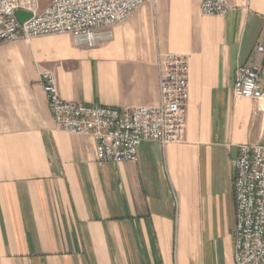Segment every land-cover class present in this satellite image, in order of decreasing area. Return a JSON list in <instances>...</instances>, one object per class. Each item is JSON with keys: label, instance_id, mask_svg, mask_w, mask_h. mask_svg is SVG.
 I'll return each instance as SVG.
<instances>
[{"label": "crops", "instance_id": "obj_1", "mask_svg": "<svg viewBox=\"0 0 264 264\" xmlns=\"http://www.w3.org/2000/svg\"><path fill=\"white\" fill-rule=\"evenodd\" d=\"M156 0L77 46L69 34L0 45V264H235L234 165L264 144V96L234 93L239 66L260 67L264 0ZM186 55L184 140L144 141L136 162L97 161L87 135L60 129L43 89L108 106L159 101V57Z\"/></svg>", "mask_w": 264, "mask_h": 264}, {"label": "built area", "instance_id": "obj_2", "mask_svg": "<svg viewBox=\"0 0 264 264\" xmlns=\"http://www.w3.org/2000/svg\"><path fill=\"white\" fill-rule=\"evenodd\" d=\"M156 0H0V45L48 35L69 34L77 46L96 47L114 38V27ZM227 0H200L204 15L226 14ZM17 11L31 14L21 22ZM259 51L264 46L259 45ZM159 101L152 105L108 106L68 101L57 79L44 72L43 89L56 125L87 135L96 143L97 161L136 162L144 141L162 146L184 140L185 112L190 98L186 55L159 57ZM234 93L264 96L260 67L239 66ZM236 198L235 264H264V144L243 143L234 165Z\"/></svg>", "mask_w": 264, "mask_h": 264}, {"label": "water", "instance_id": "obj_3", "mask_svg": "<svg viewBox=\"0 0 264 264\" xmlns=\"http://www.w3.org/2000/svg\"><path fill=\"white\" fill-rule=\"evenodd\" d=\"M16 14L21 22L25 21L27 18L31 16L30 13L25 12V11H17Z\"/></svg>", "mask_w": 264, "mask_h": 264}]
</instances>
